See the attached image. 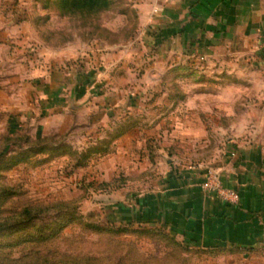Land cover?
<instances>
[{
  "label": "rangeland",
  "instance_id": "374dc122",
  "mask_svg": "<svg viewBox=\"0 0 264 264\" xmlns=\"http://www.w3.org/2000/svg\"><path fill=\"white\" fill-rule=\"evenodd\" d=\"M111 1L71 14L61 0H0L1 264H264L129 222L170 172L218 162L254 100L153 65L137 0Z\"/></svg>",
  "mask_w": 264,
  "mask_h": 264
},
{
  "label": "crops",
  "instance_id": "0c3cea01",
  "mask_svg": "<svg viewBox=\"0 0 264 264\" xmlns=\"http://www.w3.org/2000/svg\"><path fill=\"white\" fill-rule=\"evenodd\" d=\"M137 3L143 20L138 39L145 53L153 52V65L179 74L188 70L190 78L199 69L243 86L246 91L237 98L254 101L241 108L248 116L218 162L170 172L156 190L131 202L129 222L164 229L198 250L264 259V0ZM208 168L219 171L225 188L239 193L238 204L203 189Z\"/></svg>",
  "mask_w": 264,
  "mask_h": 264
},
{
  "label": "trees",
  "instance_id": "16d2710c",
  "mask_svg": "<svg viewBox=\"0 0 264 264\" xmlns=\"http://www.w3.org/2000/svg\"><path fill=\"white\" fill-rule=\"evenodd\" d=\"M111 3H112L111 0H61L60 5H61L62 10L64 9V11L70 12L71 14H73V13L74 14L75 13L94 14V13L102 11L104 9H108L110 7ZM39 153H40V151L37 154H39ZM25 216L27 217L26 218L27 220H30L29 218H31V217H30L29 212ZM1 229H2V227H0V230ZM125 229L126 228H122V229L120 228L118 231L124 232V231H126ZM170 235L174 238L176 237L175 235H172V234H170ZM46 238L47 237L44 236V238H40L35 243H37L38 245L45 244L46 242H48V239H46ZM187 246L190 247L189 245H187ZM39 252H40V250L38 248L35 249L34 255L39 256ZM208 252H210V251H208ZM52 255L53 254H50V256L46 257L43 260H39V259L37 260L36 259L34 261V259H31L32 262L28 261L25 264H55L54 260L52 259L53 258ZM25 258L29 259V255L26 256ZM58 262H62V261L59 260ZM0 264H1V262H0ZM58 264H62V263H58Z\"/></svg>",
  "mask_w": 264,
  "mask_h": 264
},
{
  "label": "built area",
  "instance_id": "2783aa9c",
  "mask_svg": "<svg viewBox=\"0 0 264 264\" xmlns=\"http://www.w3.org/2000/svg\"><path fill=\"white\" fill-rule=\"evenodd\" d=\"M203 189L210 195L217 196L226 204L234 205L240 201V196L237 191L230 190L224 187L221 179V174L217 169L208 168L206 172Z\"/></svg>",
  "mask_w": 264,
  "mask_h": 264
}]
</instances>
